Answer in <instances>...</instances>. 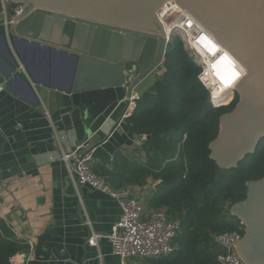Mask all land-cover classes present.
<instances>
[{"label":"water","instance_id":"1","mask_svg":"<svg viewBox=\"0 0 264 264\" xmlns=\"http://www.w3.org/2000/svg\"><path fill=\"white\" fill-rule=\"evenodd\" d=\"M167 1L10 0L13 6L26 7L15 22L0 21V45L11 64L8 72H0V83L19 77L15 71L21 65L33 84L68 96L79 111L84 144L92 143L89 149L94 150L132 114L144 94L155 92V71L167 53L155 14ZM173 1L244 72L234 84L238 102L220 116L217 136L208 145L209 159L218 168L235 169L264 138V0ZM20 46L69 61L65 82L59 79L57 87L51 83L50 66L48 81L38 80ZM107 129L105 138L93 142ZM77 188L81 197L78 181ZM229 215L243 227L244 235L236 242L238 257L245 264H264V177L246 184L245 198Z\"/></svg>","mask_w":264,"mask_h":264},{"label":"crops","instance_id":"2","mask_svg":"<svg viewBox=\"0 0 264 264\" xmlns=\"http://www.w3.org/2000/svg\"><path fill=\"white\" fill-rule=\"evenodd\" d=\"M22 48H29L20 46L18 50L36 78H50L59 86V72L50 70L48 78V68L30 61ZM5 56L0 45L1 73L11 66ZM15 74L19 77L8 79L3 85L10 84V88L0 93V221L26 245L24 264H121L111 254L107 239L121 215L117 202L81 185L80 197L75 162L60 160L63 153L75 152L85 142L79 111L58 89L33 84L21 65ZM107 134L108 129L93 142ZM142 144L124 120L94 149L93 171L115 188L110 183L116 174L115 156L144 162ZM158 184L148 179L141 186L123 187L149 210ZM92 234L98 237L96 247L88 245Z\"/></svg>","mask_w":264,"mask_h":264},{"label":"trees","instance_id":"3","mask_svg":"<svg viewBox=\"0 0 264 264\" xmlns=\"http://www.w3.org/2000/svg\"><path fill=\"white\" fill-rule=\"evenodd\" d=\"M178 38L167 48L155 92L144 94L126 119L133 134L145 138V161L115 156L116 174L110 183L119 188L141 186L148 179L159 182L148 207L181 219L172 255L150 264H216L220 250L215 236L232 231L244 235L229 209L245 198L248 182L264 177V138L235 169H220L209 159L208 145L217 136L219 118L234 109L238 97L231 92L214 103L198 80L200 67L182 53ZM26 250L0 221V264H10Z\"/></svg>","mask_w":264,"mask_h":264},{"label":"built area","instance_id":"4","mask_svg":"<svg viewBox=\"0 0 264 264\" xmlns=\"http://www.w3.org/2000/svg\"><path fill=\"white\" fill-rule=\"evenodd\" d=\"M8 1L0 0L3 12L0 21L4 25L15 22L13 18L20 16L26 7V5L16 6L13 9V14L8 16L6 13ZM155 16L163 30V35L157 34L164 38L166 49L172 39L178 36L190 47L195 59L198 58L202 61L201 64L195 61L201 69L198 80L209 92L214 103L216 101L213 98L215 89H234V84L239 81V70L236 64L212 37L198 27L188 13L173 0H168ZM164 62L158 64L155 71L158 79L164 73V70L159 72L164 67ZM204 75L208 80L207 83L203 79ZM4 91H6V87L0 84V93ZM144 140L145 138L142 137L143 142ZM89 148L88 144H82L76 148L75 152L63 153L60 160L64 164L70 160L75 162V173L81 186H86L117 202L121 215L107 235L111 254L117 257L121 264H130L132 259L157 260L172 255L176 247L173 241L181 227L179 216L169 217L165 210H147L128 188L111 187L106 180L93 171L91 164L94 150ZM241 238L238 231L224 232L215 236L214 242L220 250L215 259L216 264H245L236 253V242ZM97 242L98 237L92 234L88 245L96 247ZM15 256L18 259L15 262V259L11 258L10 264L25 263V253Z\"/></svg>","mask_w":264,"mask_h":264},{"label":"rangeland","instance_id":"5","mask_svg":"<svg viewBox=\"0 0 264 264\" xmlns=\"http://www.w3.org/2000/svg\"><path fill=\"white\" fill-rule=\"evenodd\" d=\"M9 6H10V0L6 4V11H7L6 13L8 16L13 14V9H14V8L11 9ZM14 7H16V6H14ZM2 13L3 12H1V14ZM1 14H0V16H1ZM174 40H172V42ZM175 42H177V44L180 45V47L182 49V53L184 55H186L187 58H189L193 62H195V56H194L192 50L190 49V47L187 44H185L180 37L178 39H176ZM22 49L30 61L36 63L40 68H49L48 66H50V70L59 72V79L61 80V82H65L66 74H67L66 72H67L68 67H69V61L63 60L62 58H60V57L58 58L55 56L51 57L49 59L46 54H44L43 52H41L39 50L25 49V48H22ZM163 70H164V67L161 68L159 70V72H162ZM141 139H142V137H141ZM142 204H143V202H142ZM215 254H216V250H215ZM149 262H150V260L132 259V260H130L129 263L130 264H150Z\"/></svg>","mask_w":264,"mask_h":264},{"label":"bare ground","instance_id":"6","mask_svg":"<svg viewBox=\"0 0 264 264\" xmlns=\"http://www.w3.org/2000/svg\"><path fill=\"white\" fill-rule=\"evenodd\" d=\"M204 33L208 34L206 31L202 30ZM209 35V34H208ZM210 37H212L211 35H209ZM213 39V37H212ZM231 58V57H230ZM232 59V58H231ZM232 61L236 64V67L238 68L239 70V81H237V84L240 82L241 80V76H244V72L241 68V65L239 63H237L235 60L232 59ZM241 70V71H240ZM204 77L206 78V75H204ZM207 79V78H206ZM234 89L236 88V86L233 87ZM233 89V90H234ZM232 89H220V88H217L215 89V93H214V99L216 100L215 102H220L226 95H228L229 93L233 92Z\"/></svg>","mask_w":264,"mask_h":264},{"label":"clouds","instance_id":"7","mask_svg":"<svg viewBox=\"0 0 264 264\" xmlns=\"http://www.w3.org/2000/svg\"><path fill=\"white\" fill-rule=\"evenodd\" d=\"M195 61H196L198 64H201V63H202V61H201L200 59H198V58H196ZM240 71H241V70H240Z\"/></svg>","mask_w":264,"mask_h":264}]
</instances>
